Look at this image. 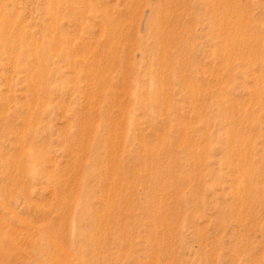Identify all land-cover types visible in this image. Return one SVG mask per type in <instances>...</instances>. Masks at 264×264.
I'll return each instance as SVG.
<instances>
[{
  "label": "rangeland",
  "instance_id": "obj_1",
  "mask_svg": "<svg viewBox=\"0 0 264 264\" xmlns=\"http://www.w3.org/2000/svg\"><path fill=\"white\" fill-rule=\"evenodd\" d=\"M0 264H264V0H0Z\"/></svg>",
  "mask_w": 264,
  "mask_h": 264
},
{
  "label": "bare ground",
  "instance_id": "obj_2",
  "mask_svg": "<svg viewBox=\"0 0 264 264\" xmlns=\"http://www.w3.org/2000/svg\"><path fill=\"white\" fill-rule=\"evenodd\" d=\"M244 55V54H243ZM246 184V183H245Z\"/></svg>",
  "mask_w": 264,
  "mask_h": 264
}]
</instances>
